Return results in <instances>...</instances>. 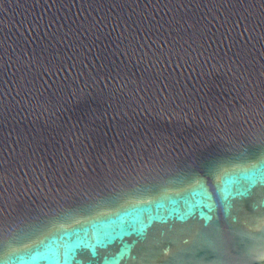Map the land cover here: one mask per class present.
<instances>
[{"label": "water", "instance_id": "obj_1", "mask_svg": "<svg viewBox=\"0 0 264 264\" xmlns=\"http://www.w3.org/2000/svg\"><path fill=\"white\" fill-rule=\"evenodd\" d=\"M0 229V264H264V0H0Z\"/></svg>", "mask_w": 264, "mask_h": 264}, {"label": "flooded vegetation", "instance_id": "obj_2", "mask_svg": "<svg viewBox=\"0 0 264 264\" xmlns=\"http://www.w3.org/2000/svg\"><path fill=\"white\" fill-rule=\"evenodd\" d=\"M221 145H225L226 147H233L234 149H236V150H238L237 149V143H233V142H231V143H229V142H223V143H220ZM208 150V149H207ZM229 150L231 151L232 149H229V148H226V149H218V150H212V149H209V151L210 152H223L224 154H226V153H228L229 152ZM207 182H208V184L210 185V181H209V179L207 180ZM0 246L2 245L1 243H2V240L4 239V237L2 236L3 235V229H0Z\"/></svg>", "mask_w": 264, "mask_h": 264}]
</instances>
